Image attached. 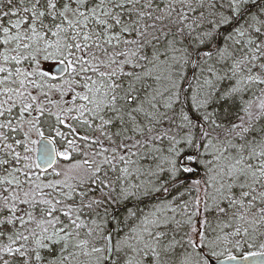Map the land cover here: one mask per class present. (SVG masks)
<instances>
[{"label":"snow or ice","instance_id":"6c2138e0","mask_svg":"<svg viewBox=\"0 0 264 264\" xmlns=\"http://www.w3.org/2000/svg\"><path fill=\"white\" fill-rule=\"evenodd\" d=\"M0 264H264V0H0Z\"/></svg>","mask_w":264,"mask_h":264}]
</instances>
